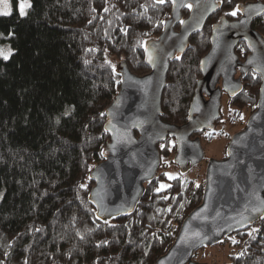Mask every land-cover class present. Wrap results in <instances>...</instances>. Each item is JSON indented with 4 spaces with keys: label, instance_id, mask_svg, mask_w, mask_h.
Returning a JSON list of instances; mask_svg holds the SVG:
<instances>
[{
    "label": "trees",
    "instance_id": "obj_1",
    "mask_svg": "<svg viewBox=\"0 0 264 264\" xmlns=\"http://www.w3.org/2000/svg\"><path fill=\"white\" fill-rule=\"evenodd\" d=\"M245 1L224 0L171 61L162 95L165 120H186L212 25ZM188 12L183 9L184 16ZM170 13L169 0H31L23 17L17 9L0 15V40L14 48L8 61L0 58V264H154L201 202L204 178L180 171L170 180L161 170L174 162L172 136L158 143L157 174L131 214L101 219L89 199L90 172L110 138L101 113L121 85L110 56L125 59L137 74L150 71L145 41L160 34ZM254 26L264 35V14ZM236 51L241 58L249 52L243 41ZM242 83L235 96L224 93L215 127L226 110L236 123L256 109L261 76L250 70ZM215 127L199 132L201 139L211 140L204 133L214 137ZM163 182L171 187L157 192ZM219 243L234 246L225 264H264V218Z\"/></svg>",
    "mask_w": 264,
    "mask_h": 264
},
{
    "label": "water",
    "instance_id": "obj_2",
    "mask_svg": "<svg viewBox=\"0 0 264 264\" xmlns=\"http://www.w3.org/2000/svg\"><path fill=\"white\" fill-rule=\"evenodd\" d=\"M169 1L171 13L160 34L144 44L150 71L137 74L125 59L117 63L121 85L105 110L104 127L110 138L103 160L90 172L94 185L89 199L101 219L131 214L146 182L157 174L161 162L158 143L168 136L175 139L173 160L181 172L200 163L205 150L199 129L215 127L223 94L235 96L243 87L242 77L255 71L261 76L256 109L231 136L225 156L207 162L201 202L184 218L173 243L154 263L210 264L194 259L198 249L219 243L264 215V35L254 26L255 19L264 14V0L242 2L239 6L244 11L239 15L230 18L223 12L213 23L210 47L199 63L201 76L187 118L180 124L162 117L171 61L184 54L191 36L205 27L222 4L221 0H176L175 5ZM181 3L192 5L186 16ZM241 41L249 50L244 58L236 51ZM145 48L152 53L155 66L147 62ZM195 232L200 237H194Z\"/></svg>",
    "mask_w": 264,
    "mask_h": 264
},
{
    "label": "rangeland",
    "instance_id": "obj_3",
    "mask_svg": "<svg viewBox=\"0 0 264 264\" xmlns=\"http://www.w3.org/2000/svg\"><path fill=\"white\" fill-rule=\"evenodd\" d=\"M19 2L20 0H7L11 12L14 9H17L19 11ZM26 2L31 4V0H26ZM3 6L4 0H0V10L3 9ZM27 10L28 8L25 11L27 12ZM9 47L14 50L10 40H0V48L8 49ZM110 59L113 61L115 66H117V63L119 61H121L116 56H110ZM226 99L227 95L224 94V97H222L223 105H225ZM227 112L228 111L226 110L224 119H222V121L218 123L215 127V130L217 131L216 135L211 140H207L202 137L201 140L205 150V158L200 163L194 165L186 173L187 175L196 177L198 180L204 178L207 162L212 158L220 159L225 156L227 145L230 141L231 136L233 135V133L245 126L246 121L250 115L245 114L244 120H242L241 122L232 123V120H229L228 117H226V114H228ZM161 170H165L167 174H171L173 176L181 173L179 165H176L174 162H169L167 165L162 166ZM163 183L167 184V182ZM2 194L3 189L1 188L0 199L2 197ZM233 237L236 236L232 235L231 238ZM233 249L234 246L232 244L227 243H217L214 245H209L204 249L200 248L197 254L194 256V259L199 262H208L210 264H225V262L228 261L229 252H232Z\"/></svg>",
    "mask_w": 264,
    "mask_h": 264
},
{
    "label": "snow or ice",
    "instance_id": "obj_4",
    "mask_svg": "<svg viewBox=\"0 0 264 264\" xmlns=\"http://www.w3.org/2000/svg\"><path fill=\"white\" fill-rule=\"evenodd\" d=\"M157 2L158 3H160V4H163L164 2H165V0H157ZM224 2V0H221V3H223ZM227 2L228 3H231V0H227ZM172 3L175 5L176 4V0H172ZM181 6L182 7H188L189 9H191L192 8V5L191 4H183V3H181ZM19 15L21 16V17H23V16H25L26 15V9L27 8H30L31 7V4L30 3H27L26 2V0H20V2H19ZM105 11H108V9L107 8H105L104 9ZM242 11H244L242 8H241V6H239V5H237L236 6V8L233 10V11H231V12H229V13H226V15H231V16H237V14L238 13H240V12H242ZM11 14V9H10V6H9V4L7 3V0H4V6H3V9L2 10H0V15H4V16H8V15H10ZM89 22H91V21H89ZM181 23L183 24L184 23V21H181ZM242 23H243V21H242ZM125 33L127 32V30L126 29H124L123 30ZM0 35H2V34H0ZM9 36H11V33H9ZM145 52L148 54V59H147V62L149 63V64H152L153 66H155L154 65V58H153V55H152V53L151 52H149L148 51V49L147 48H145ZM13 55V50L9 47L8 49H4V48H0V58H2L4 61H8L9 60V58L11 57ZM249 63H252V61L251 60H249ZM113 71H115V66H113ZM253 79H255V76H253ZM261 91L262 92H264V88H262L261 89ZM233 95H235V92L233 93ZM198 110V109H197ZM105 115V113H101V116H104ZM240 118L241 119H243V116L242 115H240ZM199 130H203V129H199ZM205 134V136L206 137H208L209 139H212L213 138V133L212 132H205L204 133ZM162 138V137H161ZM175 146V144L174 143H171V146H167L168 147V150L169 151H171V147H174ZM161 149L163 150V149H165V147H166V145H164V144H161ZM230 154V153H229ZM101 155H103V153H101ZM165 175H167L168 176V179H176V177L175 176H173V175H171V174H165ZM80 187H86L85 185H80ZM169 187H171V185H169V184H165V183H161L160 184V186H159V188H157L156 189V191L157 192H159V191H162V190H165V189H167V188H169ZM197 187H199V185H197ZM164 199H168V197H163ZM256 211H259V209H255ZM169 211H171V209H169ZM261 218H264V217H261ZM244 219H248L247 217H245ZM253 231H259L258 229H254ZM200 235H201V233L200 232H195V233H193V236L194 237H200ZM249 235H251V233H249ZM233 242L235 243L236 241L235 240H233Z\"/></svg>",
    "mask_w": 264,
    "mask_h": 264
}]
</instances>
